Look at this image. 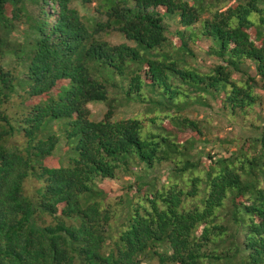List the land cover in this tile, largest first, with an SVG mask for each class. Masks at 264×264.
Returning a JSON list of instances; mask_svg holds the SVG:
<instances>
[{
  "label": "trees",
  "instance_id": "obj_1",
  "mask_svg": "<svg viewBox=\"0 0 264 264\" xmlns=\"http://www.w3.org/2000/svg\"><path fill=\"white\" fill-rule=\"evenodd\" d=\"M95 3L86 17L72 0H0V264H264V0ZM160 8L178 19L177 51ZM113 31L133 45L105 40ZM90 103L106 104L101 120ZM128 106L141 114L117 119ZM161 119L194 136L180 145L147 125ZM214 119L250 134L211 141ZM210 144L236 150L202 169L191 152ZM167 163L168 186L135 184V200L99 187Z\"/></svg>",
  "mask_w": 264,
  "mask_h": 264
},
{
  "label": "rangeland",
  "instance_id": "obj_2",
  "mask_svg": "<svg viewBox=\"0 0 264 264\" xmlns=\"http://www.w3.org/2000/svg\"><path fill=\"white\" fill-rule=\"evenodd\" d=\"M81 1L82 0H72L71 6L77 8L80 11L81 16L92 17V15L94 14L95 7L97 6L95 3V0H93L91 4H82ZM233 3L234 2H232V4ZM10 10H11V7H8V11ZM159 10L161 14L164 16L163 17L164 24L167 28V35L170 38V42L174 43V51L175 49L177 51L180 45L179 39H177L175 36V32L179 29L178 19L172 18V16H168L167 14H165L164 9L162 8H160ZM9 16H11L10 12H9ZM20 36L21 34L19 31V32L12 34L10 39L13 42H18V41L21 42L22 38ZM105 40H107L108 42L114 45H118L122 43L133 45L131 41H127L124 35H122L121 33L115 32V31L107 35L105 37ZM199 45L200 47L197 46L198 48H200V49H197L198 52L201 50H204L207 47L208 43L203 42ZM192 48L196 49L194 45H192ZM198 55H199V60L201 62L203 71H208L210 67H215L216 63L212 58L207 57L204 54L202 55L200 53H198ZM1 61L2 63L5 64L6 62L10 61V59L6 58L5 60H1ZM4 68L8 70V69H12L13 67L4 66ZM62 85L63 83H58L56 87L52 89L48 94H45L44 96L40 98L33 99V101H26L27 104L35 105V104H40L43 102L51 101L54 98H57L59 93L61 92ZM257 93L261 97V100H260L261 104L257 106V110L259 111L261 109H264V90H258ZM20 101H21L20 98H14V101L10 103L11 104L10 110H11L12 115L14 113H17L18 115V112L21 111L19 107L17 108L12 107L14 104H19ZM88 108L91 112V116L93 120H101L104 114L107 112V106L105 103H90L88 105ZM141 111H142L141 109H136L133 106H128L123 109H120L116 114V118L120 119L124 117L125 118L135 117L136 114H141L140 113ZM203 114H205V111L201 110L200 112L199 111L188 112L187 116H191V119L193 120H199L201 119V116ZM222 121H220L219 119H214V121L212 122V125L215 127V129L207 130L209 140L212 141V140H215L216 138H220L221 140H224L226 138L232 139L234 137H240L244 135L247 136L250 134V131L247 127H245L244 129H241L238 126L233 128L227 125V121H224V120ZM147 125H150V129L154 131H158V132L163 133L164 135L170 136L172 140L178 142L180 145L186 144L194 136L193 131H188L183 126H179V125L177 126L176 121L174 120L161 119L157 121L155 124H153L152 121H148ZM226 146L227 145L219 146L217 144H210L204 149L202 148V145H197L198 149L193 147L191 154L193 156L203 157L202 164L204 166L202 167V169H204V168H207L211 162L210 156H213V157L217 156L216 159H220L221 157L227 155V153H225L227 150L229 151L236 150V146H228V147ZM69 154H70L69 147H65L64 144H62L61 146L59 145L58 150H57V156L51 159L50 162L54 165L55 164L64 165L66 164L64 157L68 156ZM173 170H174V166L167 163V164H163L158 169L152 170L150 174L146 175L144 179H141L140 182L138 183H135V179L133 177L124 176L120 174V176L115 180L102 181L99 184V187L102 190H104L106 193H111L109 197H110V201L113 202V204L119 202L121 199H126L127 196H129L130 199L135 200L139 196V194L137 193L138 190L137 188H135V184H139L140 186L141 185L147 186L145 190H147L148 192H151V188L153 185V184L151 185V182L153 180H155L154 184H156V186H158L159 188L162 186V184L168 186L169 178ZM131 186H133V189L130 188ZM145 190H141V195L147 193L145 192ZM122 217H124V215ZM116 222L117 224H120L122 222L121 217H119L116 220ZM116 222H114V224ZM114 233H115V236H117L119 232L115 230Z\"/></svg>",
  "mask_w": 264,
  "mask_h": 264
}]
</instances>
